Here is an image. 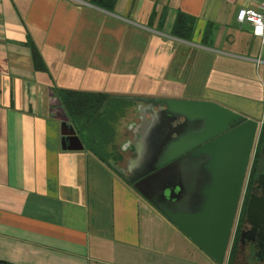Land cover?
Returning <instances> with one entry per match:
<instances>
[{
	"label": "crops",
	"instance_id": "0c3cea01",
	"mask_svg": "<svg viewBox=\"0 0 264 264\" xmlns=\"http://www.w3.org/2000/svg\"><path fill=\"white\" fill-rule=\"evenodd\" d=\"M259 1L0 0V260L217 264L116 170L123 156L61 148L52 89L208 100L262 123L264 49L234 20Z\"/></svg>",
	"mask_w": 264,
	"mask_h": 264
},
{
	"label": "water",
	"instance_id": "95a60500",
	"mask_svg": "<svg viewBox=\"0 0 264 264\" xmlns=\"http://www.w3.org/2000/svg\"><path fill=\"white\" fill-rule=\"evenodd\" d=\"M127 99L138 101V111L150 116H140L133 144L140 141L142 128L152 120L161 117L173 123V135L165 141L146 177L179 168L185 157L196 161L198 168L190 188L182 183L167 191L157 187L147 200L213 262L222 264L258 122L208 100L133 96ZM56 104L61 148L83 149L58 100ZM129 167L127 162V175L122 169L116 170L131 180ZM252 177L253 183L264 178V129ZM255 205L256 198L250 196L246 216Z\"/></svg>",
	"mask_w": 264,
	"mask_h": 264
},
{
	"label": "trees",
	"instance_id": "16d2710c",
	"mask_svg": "<svg viewBox=\"0 0 264 264\" xmlns=\"http://www.w3.org/2000/svg\"><path fill=\"white\" fill-rule=\"evenodd\" d=\"M104 8H111L114 0H92ZM176 35L175 33H173ZM177 36L181 34L177 33ZM34 60L42 67L40 56L34 51ZM53 96L64 110L68 124L72 125L85 149L103 162L118 161L122 156L115 144L117 123L126 106L131 105V96L115 95L106 92L79 91L53 88ZM122 110V111H123ZM264 122L261 123L254 154L251 160L248 179L252 177L263 137ZM232 250L230 251V256ZM230 258L226 264H230ZM0 264H14L0 260Z\"/></svg>",
	"mask_w": 264,
	"mask_h": 264
},
{
	"label": "rangeland",
	"instance_id": "374dc122",
	"mask_svg": "<svg viewBox=\"0 0 264 264\" xmlns=\"http://www.w3.org/2000/svg\"><path fill=\"white\" fill-rule=\"evenodd\" d=\"M137 106V104H131L126 106L124 110L120 108L122 116L117 123L120 136L115 140V143L118 153L125 158V161L123 159L119 163L124 165L125 162L130 159L127 162H130L129 179L131 180L126 178L125 180L128 181L130 186L140 196L145 198L147 202H149L147 196L152 195V192L157 187H164L167 191L174 184L182 183L185 188H190L194 178L198 174V168L196 161L188 157L182 159L179 163V168H170L166 171H159V173H155L156 175L152 177H146L149 172L148 169L156 163L157 155L161 151L165 141L173 135L171 134L173 123L169 119L166 120L158 117L142 128L140 141L131 145L134 153H136L134 156L129 150L127 152L121 151L126 137H132L135 126L140 122V116L148 117L147 113H140ZM131 123L132 127L128 129L127 127H129Z\"/></svg>",
	"mask_w": 264,
	"mask_h": 264
},
{
	"label": "flooded vegetation",
	"instance_id": "af4514ba",
	"mask_svg": "<svg viewBox=\"0 0 264 264\" xmlns=\"http://www.w3.org/2000/svg\"><path fill=\"white\" fill-rule=\"evenodd\" d=\"M243 185L241 201L238 200L232 219L225 259L230 258L233 264H264V178L253 183V177H247ZM250 196L256 198V205L246 216Z\"/></svg>",
	"mask_w": 264,
	"mask_h": 264
},
{
	"label": "built area",
	"instance_id": "2783aa9c",
	"mask_svg": "<svg viewBox=\"0 0 264 264\" xmlns=\"http://www.w3.org/2000/svg\"><path fill=\"white\" fill-rule=\"evenodd\" d=\"M234 20L238 23L246 22L250 25V32L252 35L258 37L261 47L264 49V0H260L254 8H238L234 13ZM256 61H259L256 59ZM261 122L258 123V127L254 136V142L252 145L249 163L245 173L244 181L248 177V172L251 164V160L255 150V144L259 133ZM243 181V182H244ZM243 187L239 196V202L241 201Z\"/></svg>",
	"mask_w": 264,
	"mask_h": 264
}]
</instances>
